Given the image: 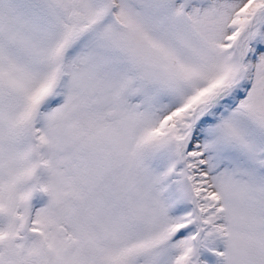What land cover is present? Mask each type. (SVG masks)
Returning <instances> with one entry per match:
<instances>
[{
	"label": "snow or ice",
	"instance_id": "6c2138e0",
	"mask_svg": "<svg viewBox=\"0 0 264 264\" xmlns=\"http://www.w3.org/2000/svg\"><path fill=\"white\" fill-rule=\"evenodd\" d=\"M0 264H264V0H0Z\"/></svg>",
	"mask_w": 264,
	"mask_h": 264
}]
</instances>
